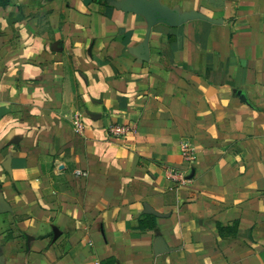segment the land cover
Masks as SVG:
<instances>
[{
    "label": "crops",
    "instance_id": "0c3cea01",
    "mask_svg": "<svg viewBox=\"0 0 264 264\" xmlns=\"http://www.w3.org/2000/svg\"><path fill=\"white\" fill-rule=\"evenodd\" d=\"M0 264H264V0L0 8Z\"/></svg>",
    "mask_w": 264,
    "mask_h": 264
},
{
    "label": "built area",
    "instance_id": "2783aa9c",
    "mask_svg": "<svg viewBox=\"0 0 264 264\" xmlns=\"http://www.w3.org/2000/svg\"><path fill=\"white\" fill-rule=\"evenodd\" d=\"M75 124V130L76 133H78L79 135H83L84 134V122L81 120V118H77L74 121ZM132 129L130 126H126V125H116L114 127L111 128V133L116 137V138H124L126 137L129 133H131ZM75 175L78 177H87L88 173L87 172H83L81 170H76Z\"/></svg>",
    "mask_w": 264,
    "mask_h": 264
},
{
    "label": "trees",
    "instance_id": "16d2710c",
    "mask_svg": "<svg viewBox=\"0 0 264 264\" xmlns=\"http://www.w3.org/2000/svg\"><path fill=\"white\" fill-rule=\"evenodd\" d=\"M12 0H0V8H6L11 5Z\"/></svg>",
    "mask_w": 264,
    "mask_h": 264
}]
</instances>
